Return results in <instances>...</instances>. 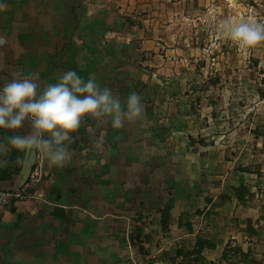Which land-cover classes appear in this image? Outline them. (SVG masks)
Masks as SVG:
<instances>
[{"label":"crops","instance_id":"crops-1","mask_svg":"<svg viewBox=\"0 0 264 264\" xmlns=\"http://www.w3.org/2000/svg\"><path fill=\"white\" fill-rule=\"evenodd\" d=\"M222 1L0 0V83L74 70L144 107L118 130L87 117L71 161L0 207V264H264V44L203 39ZM20 159L0 188L25 187Z\"/></svg>","mask_w":264,"mask_h":264},{"label":"clouds","instance_id":"clouds-1","mask_svg":"<svg viewBox=\"0 0 264 264\" xmlns=\"http://www.w3.org/2000/svg\"><path fill=\"white\" fill-rule=\"evenodd\" d=\"M219 27L240 49L264 44V23L255 19L227 18ZM143 113L142 98L136 92L122 103L111 88L101 87L94 77L84 79L74 70L42 89L37 77L14 73L0 83V130L13 133L0 140V167L10 150L21 154L18 164H23L24 154H39L49 166L63 167L72 158L73 134L87 117L118 130L142 119Z\"/></svg>","mask_w":264,"mask_h":264},{"label":"rangeland","instance_id":"rangeland-1","mask_svg":"<svg viewBox=\"0 0 264 264\" xmlns=\"http://www.w3.org/2000/svg\"><path fill=\"white\" fill-rule=\"evenodd\" d=\"M233 18L237 20L255 19L257 22L264 23V0H223L220 4V17L214 19L212 29L200 34L204 35L203 39H212L217 45L224 46L228 49H238L227 37L218 25L225 19ZM207 24V21H205ZM210 24V23H209ZM215 49V48H214ZM260 50H264V46L260 47ZM216 52L215 50H213Z\"/></svg>","mask_w":264,"mask_h":264},{"label":"built area","instance_id":"built-area-1","mask_svg":"<svg viewBox=\"0 0 264 264\" xmlns=\"http://www.w3.org/2000/svg\"><path fill=\"white\" fill-rule=\"evenodd\" d=\"M45 158L37 154L34 169L30 179L21 191H9L0 188V207H9L16 202L30 197V190L37 185L43 178Z\"/></svg>","mask_w":264,"mask_h":264},{"label":"trees","instance_id":"trees-1","mask_svg":"<svg viewBox=\"0 0 264 264\" xmlns=\"http://www.w3.org/2000/svg\"><path fill=\"white\" fill-rule=\"evenodd\" d=\"M164 223H166V218H165V221H164Z\"/></svg>","mask_w":264,"mask_h":264}]
</instances>
